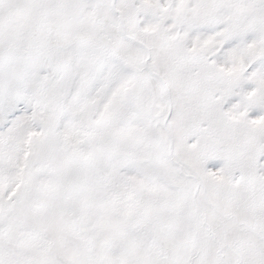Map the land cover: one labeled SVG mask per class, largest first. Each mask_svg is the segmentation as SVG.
I'll list each match as a JSON object with an SVG mask.
<instances>
[{
    "label": "snow or ice",
    "instance_id": "obj_1",
    "mask_svg": "<svg viewBox=\"0 0 264 264\" xmlns=\"http://www.w3.org/2000/svg\"><path fill=\"white\" fill-rule=\"evenodd\" d=\"M0 264H264V0H0Z\"/></svg>",
    "mask_w": 264,
    "mask_h": 264
}]
</instances>
